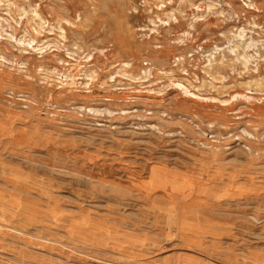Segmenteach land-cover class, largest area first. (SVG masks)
Listing matches in <instances>:
<instances>
[{
	"label": "rangeland",
	"instance_id": "rangeland-1",
	"mask_svg": "<svg viewBox=\"0 0 264 264\" xmlns=\"http://www.w3.org/2000/svg\"><path fill=\"white\" fill-rule=\"evenodd\" d=\"M0 264H264V0H0Z\"/></svg>",
	"mask_w": 264,
	"mask_h": 264
}]
</instances>
